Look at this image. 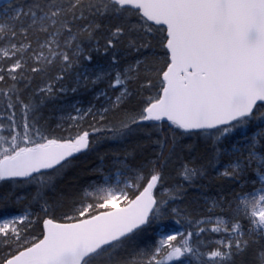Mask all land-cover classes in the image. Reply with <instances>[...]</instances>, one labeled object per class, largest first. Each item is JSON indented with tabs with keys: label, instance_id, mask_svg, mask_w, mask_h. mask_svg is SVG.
Masks as SVG:
<instances>
[{
	"label": "snow or ice",
	"instance_id": "snow-or-ice-1",
	"mask_svg": "<svg viewBox=\"0 0 264 264\" xmlns=\"http://www.w3.org/2000/svg\"><path fill=\"white\" fill-rule=\"evenodd\" d=\"M0 264H264V0H0Z\"/></svg>",
	"mask_w": 264,
	"mask_h": 264
}]
</instances>
